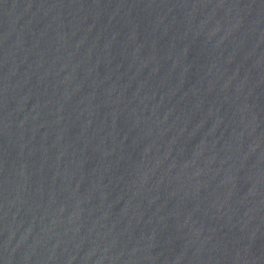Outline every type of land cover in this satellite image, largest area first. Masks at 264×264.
<instances>
[{
	"label": "water",
	"instance_id": "water-1",
	"mask_svg": "<svg viewBox=\"0 0 264 264\" xmlns=\"http://www.w3.org/2000/svg\"><path fill=\"white\" fill-rule=\"evenodd\" d=\"M0 264H264V0H0Z\"/></svg>",
	"mask_w": 264,
	"mask_h": 264
}]
</instances>
